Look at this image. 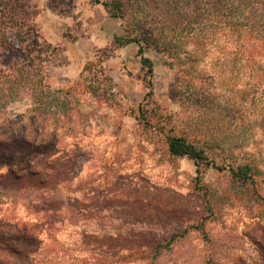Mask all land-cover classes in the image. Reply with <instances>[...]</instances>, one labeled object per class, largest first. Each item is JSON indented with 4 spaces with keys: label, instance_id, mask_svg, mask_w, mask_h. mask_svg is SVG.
<instances>
[{
    "label": "rangeland",
    "instance_id": "1",
    "mask_svg": "<svg viewBox=\"0 0 264 264\" xmlns=\"http://www.w3.org/2000/svg\"><path fill=\"white\" fill-rule=\"evenodd\" d=\"M174 1L112 16L113 0H29L43 80L0 107V225L59 202V222L21 241L35 264H264V86L225 25L238 13L177 0L188 17L160 19ZM170 134L204 159L170 155Z\"/></svg>",
    "mask_w": 264,
    "mask_h": 264
},
{
    "label": "trees",
    "instance_id": "2",
    "mask_svg": "<svg viewBox=\"0 0 264 264\" xmlns=\"http://www.w3.org/2000/svg\"><path fill=\"white\" fill-rule=\"evenodd\" d=\"M191 1L194 10H199V2L202 0ZM233 1H235L234 6ZM176 2L177 0L171 5L173 7L171 12L162 10L159 18L162 20L170 18L178 23L180 19L188 17L187 9L181 10ZM205 2L209 5L205 10L211 16L221 14L227 19L232 11L239 14V21H236L235 25L231 19L225 22V25L236 33V48L241 66L249 68L248 70L252 72L250 76L255 78L254 83L257 87L264 86V0H205ZM119 8H121V0H113L109 9L113 13L112 16H118L115 11L118 12ZM34 11V6L29 0H5V2L0 0V107L28 92L31 93L35 88L27 84L31 77L38 86L43 80V70L37 64L40 59L33 54H42L46 50H44L45 46L35 39L38 37V32L32 22L37 14ZM142 64H146L151 69L149 59L143 58ZM34 105L39 106V114L44 110L41 102L38 101ZM166 141L172 156L187 157L194 162L204 159L203 151L183 136L166 135ZM246 170H248L247 166L239 167L236 174L247 179L249 176L244 174ZM6 175L9 174L0 177ZM41 207L37 211L43 214L41 220L31 224L19 225L16 222L0 225V264H35L31 258L32 251L30 253L23 251L21 241L27 243L36 241L45 227L49 231L54 223L59 222L58 214L62 210L59 202L47 203Z\"/></svg>",
    "mask_w": 264,
    "mask_h": 264
},
{
    "label": "crops",
    "instance_id": "3",
    "mask_svg": "<svg viewBox=\"0 0 264 264\" xmlns=\"http://www.w3.org/2000/svg\"><path fill=\"white\" fill-rule=\"evenodd\" d=\"M81 1H83V0H79V3H78V7H80V10L82 9V11H86L85 9L86 8H90V7H93V6H95L96 7V9L99 11L100 9H101V6H100V3H96V4H94V5H92L89 1L90 0H84V2H83V4H85V6H84V8H82L83 6L81 5ZM43 6H42V12H41V15L39 16V17H41V16H43L45 13H47L48 11H51L52 9L48 6V5H46V4H43L42 2H40ZM101 14H106L105 12H100ZM48 14V13H47ZM104 15H102V16H104ZM83 16V15H82ZM38 17V18H39ZM96 23H97V21H95ZM48 30V29H47ZM45 31H46V29H45ZM49 38L53 41L54 40V38L52 37V36H49ZM55 41V40H54Z\"/></svg>",
    "mask_w": 264,
    "mask_h": 264
}]
</instances>
